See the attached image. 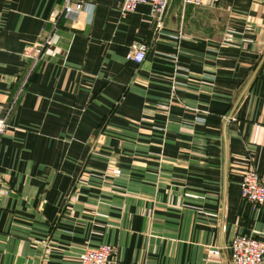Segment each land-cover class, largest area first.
Instances as JSON below:
<instances>
[{
	"label": "crops",
	"instance_id": "crops-1",
	"mask_svg": "<svg viewBox=\"0 0 264 264\" xmlns=\"http://www.w3.org/2000/svg\"><path fill=\"white\" fill-rule=\"evenodd\" d=\"M63 1L0 0V264L99 243L114 264H228L233 234L264 240V200L238 187L264 180V0L55 17Z\"/></svg>",
	"mask_w": 264,
	"mask_h": 264
},
{
	"label": "built area",
	"instance_id": "built-area-1",
	"mask_svg": "<svg viewBox=\"0 0 264 264\" xmlns=\"http://www.w3.org/2000/svg\"><path fill=\"white\" fill-rule=\"evenodd\" d=\"M168 0H119L118 8L121 13L132 12L139 3H147L151 13L159 18ZM182 4H208L216 0H180ZM85 6L82 0H64L61 8L54 12L55 17H75ZM51 42V35L45 36L40 41H35L31 50L33 58L36 59L43 46ZM30 50V51H31ZM146 44L144 42H131L126 52V58L140 62L145 56ZM14 98L0 107V134L6 128V114ZM5 110V111H4ZM239 193L242 197L259 205L264 200V180L262 176L252 167H245L241 173L239 182ZM228 264H262L264 260V240L257 236L245 233L233 234L228 243ZM114 249L108 243H99L96 246H86L78 252V264H114Z\"/></svg>",
	"mask_w": 264,
	"mask_h": 264
}]
</instances>
